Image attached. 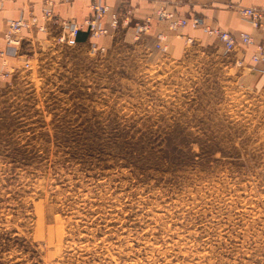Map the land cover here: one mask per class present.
Listing matches in <instances>:
<instances>
[{
    "label": "rangeland",
    "instance_id": "374dc122",
    "mask_svg": "<svg viewBox=\"0 0 264 264\" xmlns=\"http://www.w3.org/2000/svg\"><path fill=\"white\" fill-rule=\"evenodd\" d=\"M129 13L73 42L22 32L0 78V264H264V69L153 47Z\"/></svg>",
    "mask_w": 264,
    "mask_h": 264
},
{
    "label": "crops",
    "instance_id": "0c3cea01",
    "mask_svg": "<svg viewBox=\"0 0 264 264\" xmlns=\"http://www.w3.org/2000/svg\"><path fill=\"white\" fill-rule=\"evenodd\" d=\"M52 1V10L60 18L70 19L81 24L83 20L92 15L90 7L92 0ZM102 3L108 6V11L101 20L108 33L115 31V27L109 24L111 16L113 14L120 15L123 8H129L130 13L126 16L123 25L127 26L130 31H135L138 26L143 25L146 36L151 39L148 41L150 45L154 47L160 43L172 52L181 50L187 43V38L198 43H209L215 48L223 50L222 43L216 37L206 33L203 25L191 26V20L194 17H201L206 26L218 27L234 36L247 33L252 38L253 44L248 47L238 45L234 49L236 50L234 56L236 61H241L243 65L258 66L253 64L250 57L255 51L256 45L264 42V26L253 27L249 18L242 15L237 9L248 7L261 9V20L264 24V0H102ZM43 7V0H0V48L5 46L3 34L7 28L8 20L25 17L31 10L41 21ZM159 10L171 14V19H160L158 17ZM181 19H184L186 24L170 27L171 20ZM159 35L165 38L161 42L157 40ZM79 37L83 40L86 37L85 32L81 31ZM21 38L25 39L26 34ZM97 43L110 47L114 40H99ZM18 63H20V56L0 58V72L14 68V65Z\"/></svg>",
    "mask_w": 264,
    "mask_h": 264
},
{
    "label": "built area",
    "instance_id": "2783aa9c",
    "mask_svg": "<svg viewBox=\"0 0 264 264\" xmlns=\"http://www.w3.org/2000/svg\"><path fill=\"white\" fill-rule=\"evenodd\" d=\"M65 2H72L73 0H63ZM43 11L41 14V21L29 10L25 17H19L17 19H11L7 22V28L3 34L5 41V46L0 48V58L5 59L8 57H18L20 54V41L21 34L25 31H30L31 29H36L38 31H46L49 27L60 29L59 39L61 41L68 40V42H73L79 36L81 31H85L92 37H98L106 32V28L102 25V18L104 14L108 11V6L102 3V0H92L91 10L92 15L83 20L81 24H78L70 19H63L58 17L52 10L53 1L43 0ZM242 15L249 18L250 23L253 27L259 28L264 26L262 24V10L259 8H238ZM160 18L171 19L172 15L167 14L164 11L158 12ZM115 16V14H113ZM115 23V19L113 20ZM186 21L181 20H171L170 27H176L177 25H184ZM198 25H203L204 30L216 37L223 45V50L226 52L234 50L238 45L250 46L253 44V40L247 33H241L239 36H234L230 32L222 30L218 27H210L204 24V20L201 17H194L191 20V26L196 27ZM160 41H163L164 36L160 35L158 37ZM156 46L165 50L166 46L157 43ZM91 49L93 51L98 50L96 46L92 45ZM102 50V48L100 49ZM251 61L253 64L260 65L264 69V42L256 45L255 51L251 55ZM27 64V62H26ZM12 70H6L0 72V78H6L11 75Z\"/></svg>",
    "mask_w": 264,
    "mask_h": 264
},
{
    "label": "trees",
    "instance_id": "16d2710c",
    "mask_svg": "<svg viewBox=\"0 0 264 264\" xmlns=\"http://www.w3.org/2000/svg\"><path fill=\"white\" fill-rule=\"evenodd\" d=\"M77 40H81L82 38H80L79 36L76 38Z\"/></svg>",
    "mask_w": 264,
    "mask_h": 264
}]
</instances>
